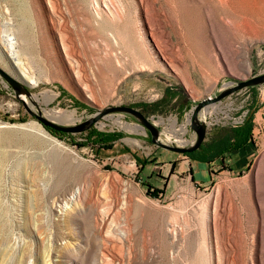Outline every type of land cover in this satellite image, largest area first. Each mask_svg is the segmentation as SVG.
I'll return each instance as SVG.
<instances>
[{
  "label": "rangeland",
  "instance_id": "1",
  "mask_svg": "<svg viewBox=\"0 0 264 264\" xmlns=\"http://www.w3.org/2000/svg\"><path fill=\"white\" fill-rule=\"evenodd\" d=\"M0 67L28 85L33 111L71 112L63 125L127 105L187 145L195 104L264 71V0H0ZM250 116L242 160L194 178L153 165L166 149L132 116L56 134L0 76V264H264V84L200 113L206 137ZM172 120L184 142L167 138ZM96 133L119 137L107 147Z\"/></svg>",
  "mask_w": 264,
  "mask_h": 264
},
{
  "label": "water",
  "instance_id": "2",
  "mask_svg": "<svg viewBox=\"0 0 264 264\" xmlns=\"http://www.w3.org/2000/svg\"><path fill=\"white\" fill-rule=\"evenodd\" d=\"M0 76L3 77L6 82L12 87L15 92L16 98L23 103V106L27 112L33 116L43 127L51 128L55 131L65 132V133H76L83 132L90 129L95 123L108 114L113 113H124L132 116L143 129L147 130L150 134V141L163 149L173 151L180 154H186L195 151L200 148L203 144L208 125L202 119H200V113L211 104L218 103L229 95L248 87H254L264 84V71L256 75L251 76L248 79H238L235 78L233 82H228L224 87L214 96L207 97L197 104H195L191 110L190 114V128L195 133L194 140L187 145H175L173 143H165L162 140L163 132L158 128L156 124L152 122V119L146 117L138 109L127 106V105H117L110 106L98 110L93 113L89 118L84 121L74 124V125H63L59 122L49 119L44 116L39 107L36 106V111H33L26 101L27 98H31V92L27 88V84L23 81L12 77L6 71L0 67ZM36 105V103H33ZM170 139L169 135L167 136Z\"/></svg>",
  "mask_w": 264,
  "mask_h": 264
},
{
  "label": "trees",
  "instance_id": "3",
  "mask_svg": "<svg viewBox=\"0 0 264 264\" xmlns=\"http://www.w3.org/2000/svg\"><path fill=\"white\" fill-rule=\"evenodd\" d=\"M253 127L254 122L251 116L235 127H223L218 131L221 138L217 143H213V137L215 136L214 130L212 131V135L209 139V142H206L204 143V145H201L199 149L186 153L184 155H187L191 159L200 160L204 162H212L215 160H219L220 162H222L224 160L225 154L231 153L234 150L242 149L250 143L253 144ZM47 129L56 134H62V132H57L51 128ZM91 137H94L96 141L102 142L104 146L109 147L111 145V142H113L119 137V134L96 133L92 134ZM152 162H154V160H151L146 163L142 162L141 165L144 166ZM137 181H141V179L137 178Z\"/></svg>",
  "mask_w": 264,
  "mask_h": 264
},
{
  "label": "crops",
  "instance_id": "4",
  "mask_svg": "<svg viewBox=\"0 0 264 264\" xmlns=\"http://www.w3.org/2000/svg\"><path fill=\"white\" fill-rule=\"evenodd\" d=\"M254 127H255V124H254ZM254 127L252 129V140L254 141V138H253V131H254ZM212 133H209V137H206L203 144L206 143V142H209V139L211 137ZM219 132H218V129L215 130V136L213 137V143H217L221 136H219ZM250 146H252V144L250 143L249 145H247L246 147L242 148V149H238V150H234L233 152L231 153H227L225 154V157H224V160L228 157L229 159H232L234 158L235 156H240V158L238 160H242V156L244 155V151H246ZM164 151V150H163ZM166 151V154L165 152L164 153H158V152H154V154H156V157H157V160L159 159V161H156L155 164L153 165H159L160 163H165L167 162V164H171L173 161L175 162V168L177 169H181V168H190L192 169V172L194 174V178H196L195 176V167L198 166L199 167V171L201 172H206V170L210 167H215L217 166V164H220L219 160H215V161H212V162H204V161H200V160H194V159H191L190 157L184 155V154H178V153H175L173 151ZM171 155H178V156H171ZM150 166L151 164H147V166ZM201 175V174H200Z\"/></svg>",
  "mask_w": 264,
  "mask_h": 264
},
{
  "label": "bare ground",
  "instance_id": "5",
  "mask_svg": "<svg viewBox=\"0 0 264 264\" xmlns=\"http://www.w3.org/2000/svg\"><path fill=\"white\" fill-rule=\"evenodd\" d=\"M3 38V42L5 43V45L7 46L8 48V51H9V56L12 58V59H16L17 56H18V51L16 50L15 46H16V42H15V37L13 36L12 33L10 32H5L2 36ZM20 64V63H18ZM215 64H216V60H215ZM15 66H17L15 63H14ZM206 66V65H205ZM207 68V67H206ZM20 72H21V78L25 81H28V82H33L34 84L37 82L36 78L30 74H28V72L25 70L24 67H20ZM42 100L43 101H47L48 100V94L44 93L42 94ZM37 98V97H36ZM30 106V105H29ZM46 116L51 119V120H54L56 122H59V123H65V122H69L70 120H72V113L71 112H67V111H63V112H58V111H51V112H46ZM190 122V117L188 118L187 120V123ZM169 127V126H168ZM170 134H168L169 136H171V134L173 135H178L180 134V136L178 135V138L181 142H184V139H183V134L185 133L186 131V125L184 126H180L179 128L176 127V121L175 120H172L170 122ZM168 132V131H167ZM68 204L65 206L67 208ZM91 209V208H90ZM61 213V212H60ZM62 214V213H61ZM65 214V213H64ZM97 223V222H96ZM123 226V225H122ZM255 237H258V235ZM254 257L257 259V251L254 252Z\"/></svg>",
  "mask_w": 264,
  "mask_h": 264
}]
</instances>
